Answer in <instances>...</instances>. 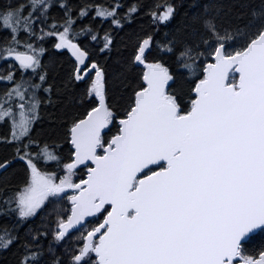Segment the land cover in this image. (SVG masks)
Masks as SVG:
<instances>
[{"label": "snow or ice", "instance_id": "snow-or-ice-1", "mask_svg": "<svg viewBox=\"0 0 264 264\" xmlns=\"http://www.w3.org/2000/svg\"><path fill=\"white\" fill-rule=\"evenodd\" d=\"M176 11L0 0V170L23 173L0 178L12 264H264V0L244 23L205 5L186 38L158 43ZM144 19L128 60L143 72L118 110L102 54ZM69 84L83 111L50 139L36 125Z\"/></svg>", "mask_w": 264, "mask_h": 264}, {"label": "trees", "instance_id": "trees-1", "mask_svg": "<svg viewBox=\"0 0 264 264\" xmlns=\"http://www.w3.org/2000/svg\"><path fill=\"white\" fill-rule=\"evenodd\" d=\"M70 2H75V0H70ZM143 2L151 5L155 0H143ZM160 2L163 3L164 0H160ZM171 2L177 6V11L168 22L159 25L158 30L155 32V40L158 43H167L174 38L178 41L186 38L191 30V18L196 14L203 13L205 5H209L213 13L218 9L220 17L225 21L236 22L237 17H239L240 22L244 23L250 18L253 8L258 9L261 0H171ZM245 3L248 4V7H241V4ZM240 13L245 15L240 16ZM140 24L147 26L149 21L144 19L139 22H133L119 33L116 45L111 49L110 53L106 51L102 54V58L106 60L108 91L112 103L115 104L118 110H122L125 106V98L131 91V83L134 82L133 77L137 74L142 75L143 72V65L132 66L128 63L133 45L141 35ZM153 57L170 59L166 54L160 52L158 45H154L152 52L149 54V58ZM4 67L5 65L2 64V69ZM67 67L65 65L59 68L58 83L64 79ZM173 70L175 71L174 66ZM82 87L83 85H77L74 90L73 86L69 84L66 89L62 88L59 93L54 94L53 102L44 109L42 123L36 125L37 130L50 139L62 138L66 133L70 117L83 111L78 95ZM180 87L186 89L187 85L184 81H178L177 84L173 85V88L179 89ZM3 131V127L0 126V133ZM114 131L115 125L112 126V132ZM112 132L106 134L111 135ZM61 142L63 143V140ZM9 152L10 149L0 145V159L7 156ZM51 166L54 167V164ZM82 171L84 170L82 169ZM22 175L21 163H14L6 172L0 170V178H10L13 181L21 179ZM4 220H7V218H0V223ZM37 222H39V217H37ZM12 260L13 257L9 252L0 251V264H12Z\"/></svg>", "mask_w": 264, "mask_h": 264}, {"label": "flooded vegetation", "instance_id": "flooded-vegetation-1", "mask_svg": "<svg viewBox=\"0 0 264 264\" xmlns=\"http://www.w3.org/2000/svg\"><path fill=\"white\" fill-rule=\"evenodd\" d=\"M1 69H2V63H1Z\"/></svg>", "mask_w": 264, "mask_h": 264}]
</instances>
